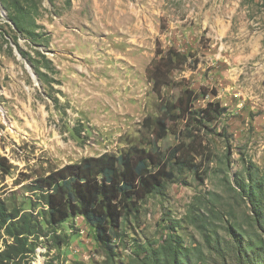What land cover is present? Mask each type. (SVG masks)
<instances>
[{"label":"rangeland","instance_id":"rangeland-1","mask_svg":"<svg viewBox=\"0 0 264 264\" xmlns=\"http://www.w3.org/2000/svg\"><path fill=\"white\" fill-rule=\"evenodd\" d=\"M36 4L42 42L18 34L16 44L0 1V157L6 160L0 199L8 210H33L31 181L65 164L133 144L149 148L146 118L188 101L186 90L197 97L188 117L169 122L157 142L163 162L183 142L187 165L123 216L113 255L76 216L56 229L67 236L65 245L57 247L48 233L16 261L151 264L172 234L196 264H242L229 231L254 237L249 204L236 184L247 180V169L264 173V0ZM158 47L174 57L160 93L147 76ZM209 102L218 107L202 118Z\"/></svg>","mask_w":264,"mask_h":264},{"label":"trees","instance_id":"trees-1","mask_svg":"<svg viewBox=\"0 0 264 264\" xmlns=\"http://www.w3.org/2000/svg\"><path fill=\"white\" fill-rule=\"evenodd\" d=\"M0 1L7 11V19L11 21L7 24L14 34L15 43L18 44L20 34L31 43L40 45L43 34L36 31L39 27L36 23V0ZM36 52L42 55L38 49ZM173 68L172 54H164L162 48L158 47L153 64L147 70L156 93H160L162 87L168 84ZM186 93L188 101L166 108L164 117L146 118L152 135V146L149 148L133 144L118 154L105 152L84 157L38 176L29 186L36 193L37 203H34L33 197L27 198L33 210L22 208L23 205L8 210L0 199V241L3 242L0 264H19L16 259L26 258L33 253L37 239L48 233L57 247L65 245L67 236L57 233L56 229L66 218L76 216L83 217L93 231L96 242L105 247L109 255H113L116 247L113 239L120 238L116 229L120 227L123 216L136 212L140 202L151 193L160 191L166 181L173 180L178 170L187 165V156L181 150L183 142L171 150L169 161L173 159V163L168 167L169 161H162L157 148V142L165 137L169 129V122L185 119L192 111L197 96L193 91L186 90ZM214 107H218V104L207 103L200 111L201 117L205 118L203 114L210 109L215 110ZM5 161L0 157L2 167H5ZM147 169L149 171L145 172ZM247 170V180L237 181L236 185L239 196L245 197L249 204L253 220L251 225L254 227L250 232L254 233V237L243 239L241 236L239 238L237 231L229 232L239 263L264 264V173ZM36 207L39 208L34 213ZM45 226L51 230L44 231ZM167 237V243L152 254L151 264H196L179 235H175L176 239L172 234Z\"/></svg>","mask_w":264,"mask_h":264},{"label":"water","instance_id":"water-1","mask_svg":"<svg viewBox=\"0 0 264 264\" xmlns=\"http://www.w3.org/2000/svg\"><path fill=\"white\" fill-rule=\"evenodd\" d=\"M2 7V6H1ZM3 8V7H2ZM4 9V8H3ZM5 14V13H4ZM10 23H11V21H10ZM29 66L31 67V68H33V66L31 65V63L29 64ZM32 74H33V76H34V78H35V80H36V78H37V74L34 72V71H32Z\"/></svg>","mask_w":264,"mask_h":264}]
</instances>
